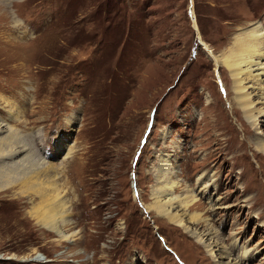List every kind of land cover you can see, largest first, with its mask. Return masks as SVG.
<instances>
[{
    "label": "rangeland",
    "instance_id": "rangeland-1",
    "mask_svg": "<svg viewBox=\"0 0 264 264\" xmlns=\"http://www.w3.org/2000/svg\"><path fill=\"white\" fill-rule=\"evenodd\" d=\"M257 23L264 0H0V119L62 170L11 173L0 264H264V111L211 56ZM52 179L66 239L30 214ZM170 182L209 231L151 206Z\"/></svg>",
    "mask_w": 264,
    "mask_h": 264
},
{
    "label": "bare ground",
    "instance_id": "bare-ground-1",
    "mask_svg": "<svg viewBox=\"0 0 264 264\" xmlns=\"http://www.w3.org/2000/svg\"><path fill=\"white\" fill-rule=\"evenodd\" d=\"M236 38L237 40L235 39L228 49L224 50L219 56H211H213L215 66L222 65V67L227 69L230 77L232 78V101L234 105V107H232V111L236 113V116L244 114V116L251 118V124L254 128H256V115L258 112L263 113L264 111L263 28L259 23H257L248 27V30L244 31L243 35ZM223 118L224 117L219 118L216 121L225 126L228 120L226 121L227 118ZM243 126L245 132H248V126L245 123ZM3 133L6 135L2 137L0 136V190L12 185L16 178L12 179L13 176H11V173H13L15 169L27 172L28 169L26 170V167H30L29 170L33 169V173L38 175H48L50 174V171H53L55 174L59 173L60 175V172H62L60 169L61 167H56L58 169L55 171L54 166L46 163L45 156L43 154H38L36 150L33 151L32 146L29 143H27L23 138L20 139L15 128L0 119V134ZM261 147H263L261 152L264 154V144ZM261 157L263 158L264 155H261ZM22 168H25L24 170L26 171ZM29 176L30 175H27V177L20 176V179L22 180L21 182H24V179L28 181L26 184L31 182ZM53 181L54 179L51 180V184L49 186V192L52 194L46 193L49 195L48 205L46 204L47 208H36L30 214L36 221H40V223L49 229L56 231L60 235V239H64L67 235L62 233V228L68 223L67 214L69 212V203L68 199L62 193V188L57 189L55 182ZM171 185L172 184L170 182L167 185L168 189L164 188L159 192L157 191V193L156 191L153 192L155 199H153L154 201L151 206L156 210L159 216L162 215L170 222L179 224L185 228H187L190 224L195 228L198 226L204 227L203 232L209 231V218L204 216L201 212L195 210L193 212L189 211L192 210L194 205L197 203L195 196H172L169 192V187ZM203 235L205 236L206 234L203 233ZM218 249H220V247H218ZM28 259L31 258L28 257ZM40 259L41 258L38 254L32 258V260ZM234 262L236 261L230 260L226 263Z\"/></svg>",
    "mask_w": 264,
    "mask_h": 264
},
{
    "label": "clouds",
    "instance_id": "clouds-1",
    "mask_svg": "<svg viewBox=\"0 0 264 264\" xmlns=\"http://www.w3.org/2000/svg\"><path fill=\"white\" fill-rule=\"evenodd\" d=\"M20 2H22V0H20Z\"/></svg>",
    "mask_w": 264,
    "mask_h": 264
}]
</instances>
